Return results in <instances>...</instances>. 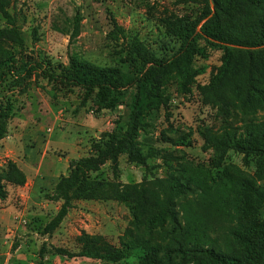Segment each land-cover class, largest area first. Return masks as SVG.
<instances>
[{"label": "rangeland", "instance_id": "374dc122", "mask_svg": "<svg viewBox=\"0 0 264 264\" xmlns=\"http://www.w3.org/2000/svg\"><path fill=\"white\" fill-rule=\"evenodd\" d=\"M258 2L257 7H245L243 22L264 18V0ZM203 7L200 0L10 1L9 10L24 38V48L19 51L26 59L60 72L76 55L97 65L116 66L129 75L147 76L171 97L168 107L149 109L139 133L140 147L145 152L157 148L158 156L139 164L122 154L118 177L110 160L92 173L98 180L138 185L130 191V205L110 194L100 200L77 199L61 226L52 235H44L42 229L61 205V201L47 199L46 194L52 193L60 176L69 173L71 159L90 154L93 141L126 129V104L135 87L124 90L114 107H105L94 96L86 100L85 89L62 82L57 83L58 97L53 98L48 92L51 86L39 73L26 92L6 90L5 98L12 96L16 113L8 135L0 139V174L13 160L27 181L17 185L4 180L8 195L0 199V264H34L44 243L49 264H139L133 257L113 263L54 253V246L79 251L80 237L97 235L116 247L144 237L157 246L161 264H191L201 255L188 252L183 256L177 250L190 248L184 235L183 206L197 197L199 190L194 184L175 197L178 226L168 218L164 225L149 228L150 218L159 209L154 195L157 180L169 176L189 182V176L198 175L217 186L231 184L230 214L218 223L224 233L216 230L211 235L219 237L216 250L233 247L241 251L236 232L243 231L252 219L264 221V202L251 214L244 211L241 183L248 180L264 189V156H256L248 164L243 154L230 150L218 171L214 162L220 152L204 149L202 134L218 135L228 130L245 135L252 128L264 132V99H253L246 105L231 90L224 75V51L217 46L202 41L189 61L173 59L181 42L169 34L168 22L182 16L195 19ZM78 15L81 19L77 23ZM113 18L124 30L118 39L109 33L114 29ZM0 26H7L2 14ZM249 50H235V54L246 60L256 53L264 54ZM150 56L163 62H149ZM18 60L21 62L20 57ZM219 76L217 87L223 89L220 99L206 96L205 90ZM260 87L264 90V80Z\"/></svg>", "mask_w": 264, "mask_h": 264}, {"label": "trees", "instance_id": "16d2710c", "mask_svg": "<svg viewBox=\"0 0 264 264\" xmlns=\"http://www.w3.org/2000/svg\"><path fill=\"white\" fill-rule=\"evenodd\" d=\"M10 1L0 0V14L7 23V26H0V139L8 135L10 120L16 113L12 96L5 98L6 90L18 88L21 92H26L37 73L51 86L48 92L53 98L58 97L55 92L57 83L62 82L82 87L86 91V100L94 96L96 101L105 107H114L124 90L135 87L126 104V129L111 132L107 134V138L93 141L90 154L71 159L69 173L60 176L52 193L46 194L49 200L61 201L56 215L42 229L44 235H52L61 226L77 199L100 200L110 194L130 205V191L132 188L137 189L138 185H123L118 180H98L92 177V173L98 171L105 161L110 160L114 175L118 177L119 158L122 154H126L129 161L139 164H146L150 157L158 156L157 148L150 147L148 152H145L140 147L139 133L145 127L144 120L149 109L155 105L168 107L171 96L159 85L152 83L147 76L140 78L129 75L116 66L97 65L76 55L70 57L69 65L60 72L49 71L44 68L43 63L26 59L19 51L24 48V38L15 16L9 10ZM200 1L204 7L197 18L182 16L168 22L169 34L181 42L180 48L172 56L173 59L177 62L189 61L192 54L200 50L202 41L217 46L224 51V75L231 90L242 97V102L246 105L251 104L253 99H264V90L260 87L264 80V54L256 53L248 60L235 54V50L252 51L249 49L264 52V18L248 23L242 21L245 7H257L259 0ZM80 19L78 15L76 22ZM113 24L114 29L109 33L114 39H118L124 30L115 18ZM150 60L158 65L163 62L155 56H150L149 62ZM219 80L220 76L211 82L209 89L204 92L206 96L220 99L223 89L217 87ZM35 84L45 88L37 81ZM202 135L204 149L215 148L220 152L214 162L218 171L230 150L243 154L248 164L256 156H264V132L253 128L245 135H237L228 130L218 135L210 132H204ZM4 180L24 185L27 176L15 161L9 160L0 174V199L8 195ZM192 184L199 190L198 195L183 206L186 221L184 235L190 248H178L177 251L183 256L188 252L201 255L191 264H264V221L252 219L243 231L236 232L241 251L233 247L219 251L214 247L219 237L211 234L216 230L224 233V228L218 223L230 214L228 201L232 188L228 182L217 186L198 175L189 176V182H183L177 176L158 179V190L154 191V195L159 209L150 218L149 228L164 225L168 218L173 219L174 227L179 225L174 213L175 197L188 192ZM241 190L246 213H253L263 204L264 189L243 180ZM79 240V251L54 246V253L60 257H89L113 263L133 257L139 264H161L157 246L144 237H138L123 247H116L101 235L80 237ZM47 253L48 247L44 243L34 264H49Z\"/></svg>", "mask_w": 264, "mask_h": 264}]
</instances>
